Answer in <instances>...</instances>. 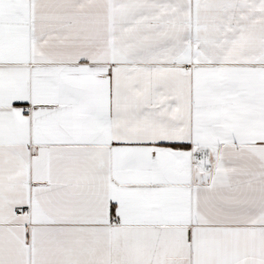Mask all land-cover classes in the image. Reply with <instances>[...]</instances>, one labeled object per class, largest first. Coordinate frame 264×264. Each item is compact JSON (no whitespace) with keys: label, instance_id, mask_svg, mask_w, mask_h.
Segmentation results:
<instances>
[{"label":"snow or ice","instance_id":"6c2138e0","mask_svg":"<svg viewBox=\"0 0 264 264\" xmlns=\"http://www.w3.org/2000/svg\"><path fill=\"white\" fill-rule=\"evenodd\" d=\"M0 264H264V0H0Z\"/></svg>","mask_w":264,"mask_h":264}]
</instances>
